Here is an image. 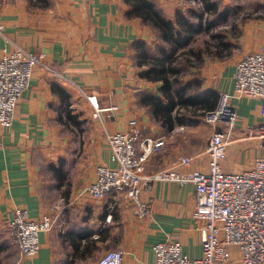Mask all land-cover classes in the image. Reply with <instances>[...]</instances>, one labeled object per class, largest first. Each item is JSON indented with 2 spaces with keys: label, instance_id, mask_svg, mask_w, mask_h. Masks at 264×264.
Instances as JSON below:
<instances>
[{
  "label": "crops",
  "instance_id": "crops-1",
  "mask_svg": "<svg viewBox=\"0 0 264 264\" xmlns=\"http://www.w3.org/2000/svg\"><path fill=\"white\" fill-rule=\"evenodd\" d=\"M147 1L170 21L200 5L198 0ZM221 1L226 6L231 0ZM130 9L125 0H0L5 27L0 58L19 46L44 55L50 70L34 69L12 127L0 130V225L4 227L12 211L21 207L32 220L54 218L52 229L39 237L40 251L34 259H21L17 249L9 251L11 238L4 230L0 264H97L109 250L123 252L122 264H154L153 244L173 240L190 259L201 256L191 185L154 183L142 191L143 201L152 204L147 219L135 218L127 200L115 192L103 200L82 194L98 167H115L106 134L126 131L133 120L143 136L164 141V150L145 164L147 173L167 169L183 156L193 159L189 171L208 167L205 145L211 128L205 126L201 142L197 131L201 123L167 129L140 104L142 94L162 99V83L139 77L145 68L136 64V45L141 42L156 56L162 42L150 25L129 16ZM252 17L237 26L239 35L230 31L226 38L225 33V43L235 49L231 47L228 54L204 53L199 63L192 60L195 67H189L179 81L190 83L198 77L201 90L231 95L235 63L264 49V18ZM85 95L93 96L102 109L100 119L92 118ZM232 103L238 116L235 137L240 141L220 162L225 174L247 171L250 161L262 156L256 142L246 140L263 122L260 102L233 99ZM230 253L232 262L239 259L237 248Z\"/></svg>",
  "mask_w": 264,
  "mask_h": 264
},
{
  "label": "built area",
  "instance_id": "built-area-1",
  "mask_svg": "<svg viewBox=\"0 0 264 264\" xmlns=\"http://www.w3.org/2000/svg\"><path fill=\"white\" fill-rule=\"evenodd\" d=\"M5 27L0 20V36ZM44 64V55L30 53L22 47L4 51L0 58V130H8L21 96L30 87L34 69ZM231 95L218 94L215 109L203 112L200 122L212 129L206 141L208 158L206 171L193 172L189 168L193 159L178 157L172 166L151 174L146 163L164 150V141L143 136L136 121L128 123L126 131L106 134L105 144L110 151L114 168L98 167L93 182L82 194L103 200L111 193L122 195L129 203L135 218L151 216L152 204L141 198V192L150 190L154 183H171L179 187L191 185L194 189L195 207L193 219L198 223L201 256L190 259L176 240L153 244L154 264H264V49L246 55L235 63ZM71 84V83H70ZM84 96V92L71 84ZM92 106V118L100 119L93 96L85 95ZM257 100L263 122L248 133L246 140H254L261 158L250 161L249 170L225 174L221 161L227 157L235 137L238 120L232 100ZM54 218L42 216L38 221L30 219L25 208H16L4 223L21 259H34L39 254V237L49 232ZM231 248H237L239 259L231 261ZM123 252L109 250L97 264H122Z\"/></svg>",
  "mask_w": 264,
  "mask_h": 264
},
{
  "label": "trees",
  "instance_id": "trees-1",
  "mask_svg": "<svg viewBox=\"0 0 264 264\" xmlns=\"http://www.w3.org/2000/svg\"><path fill=\"white\" fill-rule=\"evenodd\" d=\"M131 6L129 16L141 18L159 34L162 46L156 48V56L150 55L144 44L136 45L137 62L145 68L138 75L146 81L161 82L162 99L151 94H142L140 104L150 108L151 114L162 125L171 129L174 124L194 126L200 123L203 112L214 110L217 92L200 89L201 81L195 77L190 83L179 81L189 67H195L204 53L214 49L220 55L228 53L231 45L225 43V33L215 32L216 25L227 21L229 10L220 8L216 0H198L197 9L176 16L174 21L162 18L154 5L147 0H125ZM213 32V33H212ZM199 35H207L215 42L205 44V51L194 50L191 44Z\"/></svg>",
  "mask_w": 264,
  "mask_h": 264
},
{
  "label": "rangeland",
  "instance_id": "rangeland-1",
  "mask_svg": "<svg viewBox=\"0 0 264 264\" xmlns=\"http://www.w3.org/2000/svg\"><path fill=\"white\" fill-rule=\"evenodd\" d=\"M216 1L218 2L221 9L226 8L227 10H229V16L227 21H225L224 23L221 22L217 24L214 30L215 32L226 33V38L229 37L230 31H232L236 36L239 35L241 32H238L237 26L244 24L247 20L254 19V17H252V14H255L256 17L260 19L264 18V3H261L262 0H231L226 6L223 5L221 0H216ZM191 9L195 10L197 9V7L195 6ZM206 43L212 45L213 41H211L207 35H199L195 38L194 43L191 45V47L192 49L205 51ZM231 47L234 48L235 46H231ZM213 51L214 49L210 50V53ZM186 73L185 75L187 76ZM185 75L181 76L182 81L184 80ZM204 130H205V125L201 123L197 130L199 141L201 142L203 141V138L207 134V132ZM4 230L5 229L3 225H0V239H1V234L5 232ZM10 244L11 245L9 247V251H14L16 248L11 239H10Z\"/></svg>",
  "mask_w": 264,
  "mask_h": 264
}]
</instances>
